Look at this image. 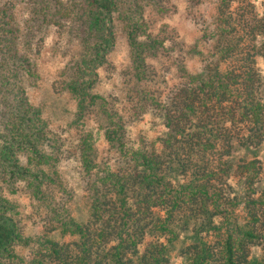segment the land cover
Returning a JSON list of instances; mask_svg holds the SVG:
<instances>
[{
	"label": "trees",
	"instance_id": "obj_1",
	"mask_svg": "<svg viewBox=\"0 0 264 264\" xmlns=\"http://www.w3.org/2000/svg\"><path fill=\"white\" fill-rule=\"evenodd\" d=\"M48 1L49 14L33 12L32 21L42 27L74 13L73 26L84 27L82 35L69 32L78 50L62 72V83L77 101L80 117L98 109L112 157L97 161L92 132L80 139L86 213L74 218L56 171L50 176L28 165L29 157L38 161L34 167L48 159L41 146L49 134L43 111L24 94V79L38 75L18 53V44L25 39L29 47L33 37H20L12 17L0 18V104L5 109L0 178L9 173L13 182H26L58 232V238L38 239L27 264H171L174 256L183 264H264V252L258 258L251 252L264 241V191L258 192L262 163L237 156L242 150L254 154L264 143V76L258 66V60L264 65V0L262 15L251 0H216L214 15L188 52L200 58V67L180 61L178 83L164 97L148 82L150 60L167 49V37L146 33L138 0H82L75 11L61 9L59 0ZM0 8L8 10L2 2ZM116 25L126 35L133 72L127 92L133 105L123 112L92 92L115 46ZM10 82L11 88L3 89ZM147 113L160 121L163 133L157 141L134 143L129 125ZM24 156L26 165L20 163ZM232 176L240 188L232 185ZM13 212L14 205L0 197V264L25 263L17 246L31 240L22 237Z\"/></svg>",
	"mask_w": 264,
	"mask_h": 264
},
{
	"label": "rangeland",
	"instance_id": "obj_2",
	"mask_svg": "<svg viewBox=\"0 0 264 264\" xmlns=\"http://www.w3.org/2000/svg\"><path fill=\"white\" fill-rule=\"evenodd\" d=\"M81 1L59 0L60 4L57 5H61V9L70 8L75 11V6L78 7ZM251 1L257 8L258 14L262 15L263 0ZM0 2L8 7L6 12H2L5 8H0V18L3 22H8L12 17L13 23L22 33L20 37H33L29 47L25 39L18 44V53L36 66L38 75L34 80L24 79V94L33 106L43 111V117L48 123V141L46 140L47 142L45 141L41 146V151L48 159L38 164V167H34L37 166L38 161L31 157H29L31 161L26 156L20 157V163L26 165L28 160L31 168L42 169L50 176L56 171L60 182H63L69 192L68 198L71 199L69 205L73 203L71 215L77 219L86 213L82 208L86 179L81 171L78 156L80 139L92 132L98 152L97 161L104 164L112 157V154L108 152L103 134L102 127L105 124L103 120H100L98 109H90L85 117H80L77 101L64 90L62 83L64 78L62 72L72 58H76L78 50L76 42L70 43L69 32L73 37L76 33L82 35L84 27H77L75 23V27L73 26L74 13L66 17L60 16L62 18L59 21L50 20L49 24L44 23L42 27L38 20L32 21L33 12L49 14L48 8L51 4L48 0H0ZM146 2L148 3L149 0ZM157 2H159L157 6L152 3L146 5L144 1L138 0V3L144 5L143 21L146 33L167 37L165 43L167 49H163L159 56L150 60L153 74L148 82L152 90H157L164 97L178 83L176 70L180 61L191 69L196 70L200 67V58L188 52L195 45L196 39L201 37L202 25L214 15L216 0H158ZM54 11L58 17V10ZM5 37H10V34L7 32ZM125 37L122 27L116 25L115 46L108 56L107 64L98 70V82L92 91L109 103L117 105L121 112L127 104H132V99L129 100L130 93L127 92L128 88L133 86L131 80L133 72L129 64V48ZM3 60L0 53V63ZM258 66L264 76V65L259 60ZM11 84L12 82L8 83L3 89H10ZM4 111L3 104H0V142L4 136L5 120L2 118ZM135 117L133 120L135 122L128 128L131 141L134 143L141 139L149 142L157 141L163 133L160 121L150 113ZM253 152L242 150L237 153V156L247 160L261 161L262 172L258 192H262L264 191V143L256 153L253 154ZM53 178L55 179V175ZM231 181L235 188H240L239 183L235 184L236 177L232 176ZM56 183L58 185V180ZM54 195L58 200L61 194L55 189ZM0 197L14 205L12 217L20 226L22 237L31 238L28 242L17 246L16 250L17 255L25 262L23 264H27L32 258L31 252L38 244V239L47 236L58 238V232L53 231V224L46 221L45 217L49 214V210L45 204L32 198L27 183L23 180L13 182L10 174L6 173L0 178ZM238 211L240 215H243L240 209ZM262 221H264V215ZM46 231L50 234L44 236ZM65 238L64 240L70 239ZM251 252L253 257L258 258L264 252V241L254 244ZM11 262L17 264L15 259ZM171 264L183 263L179 257L174 256Z\"/></svg>",
	"mask_w": 264,
	"mask_h": 264
}]
</instances>
